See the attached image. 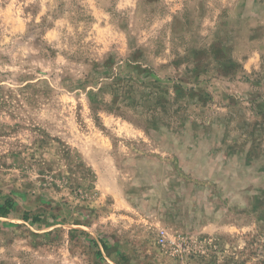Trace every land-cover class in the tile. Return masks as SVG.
Wrapping results in <instances>:
<instances>
[{
	"label": "rangeland",
	"instance_id": "374dc122",
	"mask_svg": "<svg viewBox=\"0 0 264 264\" xmlns=\"http://www.w3.org/2000/svg\"><path fill=\"white\" fill-rule=\"evenodd\" d=\"M8 199L0 264H264V0H0Z\"/></svg>",
	"mask_w": 264,
	"mask_h": 264
},
{
	"label": "trees",
	"instance_id": "16d2710c",
	"mask_svg": "<svg viewBox=\"0 0 264 264\" xmlns=\"http://www.w3.org/2000/svg\"><path fill=\"white\" fill-rule=\"evenodd\" d=\"M16 211L17 207L15 206L13 200L8 199L3 204H0V217L2 218H7ZM21 216L25 222H31L32 224H37L41 222L39 216H32L31 213L28 212L22 213Z\"/></svg>",
	"mask_w": 264,
	"mask_h": 264
},
{
	"label": "built area",
	"instance_id": "2783aa9c",
	"mask_svg": "<svg viewBox=\"0 0 264 264\" xmlns=\"http://www.w3.org/2000/svg\"><path fill=\"white\" fill-rule=\"evenodd\" d=\"M164 241H165V236L162 235L161 238H160V242H161V243H164Z\"/></svg>",
	"mask_w": 264,
	"mask_h": 264
}]
</instances>
